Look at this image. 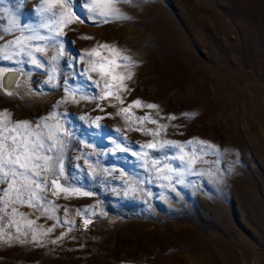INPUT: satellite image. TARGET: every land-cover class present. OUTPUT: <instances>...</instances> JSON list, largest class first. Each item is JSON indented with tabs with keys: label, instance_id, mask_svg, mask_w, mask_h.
<instances>
[{
	"label": "rangeland",
	"instance_id": "rangeland-1",
	"mask_svg": "<svg viewBox=\"0 0 264 264\" xmlns=\"http://www.w3.org/2000/svg\"><path fill=\"white\" fill-rule=\"evenodd\" d=\"M38 3L0 0V28L13 16L22 26L38 24ZM119 7L130 19L101 26L77 22L64 30L68 43L56 88L44 83L46 70L0 61L5 80L15 78L19 85L14 96L0 91V110L11 111L14 120L48 114L67 95L65 88L84 87L76 53L97 41L115 43L139 62L127 82L132 91L123 94L125 106L135 98L158 104L164 116H177L160 120L169 124L167 139L200 138L219 146V157L207 155L209 163L197 164L210 174L163 187L167 182L131 155L135 149L115 150L112 141L120 142L121 134L137 149L151 137L126 131L120 116L108 117L117 110L109 100L63 104L55 110L68 114L66 127L73 133L66 169L93 195L47 194L61 206L57 216L74 221L73 230L56 227L45 241L66 235L44 247L0 244V264H264V0H135ZM13 38L5 35L0 44ZM133 111L141 116L147 110ZM185 112L196 116L186 119ZM81 116L105 118L97 128ZM81 153L92 169L77 158ZM217 159L219 164L211 163ZM126 181L135 182V192ZM92 206L98 214H88L92 223L85 230L77 210ZM21 211L33 213L30 219L38 215L27 207ZM54 223L37 220L45 228Z\"/></svg>",
	"mask_w": 264,
	"mask_h": 264
},
{
	"label": "snow or ice",
	"instance_id": "snow-or-ice-1",
	"mask_svg": "<svg viewBox=\"0 0 264 264\" xmlns=\"http://www.w3.org/2000/svg\"><path fill=\"white\" fill-rule=\"evenodd\" d=\"M134 2L135 0H39L36 8L40 17L38 24L22 26L13 16L7 27L0 28V40H3L5 35L14 37L0 44V61L21 64L27 62L37 69L46 70L47 80L44 83L56 88L59 60L64 55L65 44L68 43L62 39L64 30L77 22H90L92 26H101L130 19L119 5ZM80 38L95 39L86 34H82ZM53 52L54 54H50ZM76 56L84 65L79 70V75L84 78V87L65 88L67 95L56 102L48 114L34 120H14L11 111L0 110V244H31L37 247H44L46 243L58 244L66 233L49 241H45L44 237L49 236L56 227L64 225L68 226V231H72L74 221L57 216L61 206L49 200L47 194L57 198L63 194L66 199L93 195L90 191L82 190L77 177L70 175L66 169L67 153L73 133L66 127L68 114L55 110L63 104L78 103L80 100H109L108 106L117 110L114 114L107 113L108 117L120 116L126 131H138L151 137L137 149L136 145L126 143V137L121 134L120 142L116 139L112 141L115 150L125 152L135 149L131 151V155L141 162L146 172L155 175L158 180L167 182L163 187H172L173 182L183 185L188 176L210 174L197 168V164L209 163L204 159L207 155L219 157L220 147L200 138H190L184 142L167 139L164 134L169 124L161 123L160 120L172 121L176 120L177 116H164L158 104L135 98L125 106L123 94H130L132 91L127 82L133 80L134 69L139 66V62L127 50L115 43L97 41L82 53L77 52ZM4 75L5 70L0 68V91L8 96L17 95L12 90L14 86H19L17 80H5ZM91 88L98 91L89 94L86 89ZM112 101L118 102L120 106L117 107ZM96 106L101 112L105 111L99 103ZM133 109L147 111L137 116ZM153 112L160 119H156ZM181 116L193 119L196 113L185 112L181 113ZM104 118L80 117L81 120H90L97 128L102 127L100 121ZM146 124L156 127L148 128L145 127ZM103 127L105 133L111 131L106 126ZM115 132L119 134L121 129L118 127ZM85 146L87 147V144ZM77 158L84 159L88 167L93 168L84 153ZM211 163L219 164V159ZM126 183L129 192L136 191L135 182ZM25 207L38 213L35 219L29 218L33 213L21 211ZM95 207L77 210V215L84 217L85 230L92 223L88 214H98L93 210ZM64 212L67 216L68 209L65 208ZM99 215L106 213L101 212ZM41 216L55 223L47 228L38 225L37 220Z\"/></svg>",
	"mask_w": 264,
	"mask_h": 264
},
{
	"label": "bare ground",
	"instance_id": "bare-ground-1",
	"mask_svg": "<svg viewBox=\"0 0 264 264\" xmlns=\"http://www.w3.org/2000/svg\"><path fill=\"white\" fill-rule=\"evenodd\" d=\"M252 127H253V126H252ZM253 128H254V127H253ZM255 133H256V131H255ZM258 134H259V133H258ZM258 134H257V135H258Z\"/></svg>",
	"mask_w": 264,
	"mask_h": 264
}]
</instances>
